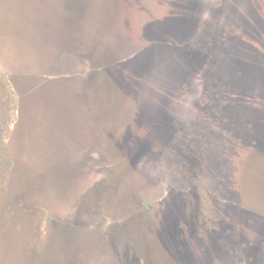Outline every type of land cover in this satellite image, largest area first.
<instances>
[{"label": "rangeland", "instance_id": "374dc122", "mask_svg": "<svg viewBox=\"0 0 264 264\" xmlns=\"http://www.w3.org/2000/svg\"><path fill=\"white\" fill-rule=\"evenodd\" d=\"M74 1L37 77L68 0H0V264H264V0Z\"/></svg>", "mask_w": 264, "mask_h": 264}, {"label": "crops", "instance_id": "0c3cea01", "mask_svg": "<svg viewBox=\"0 0 264 264\" xmlns=\"http://www.w3.org/2000/svg\"><path fill=\"white\" fill-rule=\"evenodd\" d=\"M65 5L66 9L63 6L59 9L51 8L45 14L43 23L38 22L35 47L32 44L31 53L27 57L28 68L31 67L28 74L39 77L47 69H59L60 75L75 76L78 59L90 64L99 63L103 59L100 50L85 48L87 42L88 46H92L94 42L98 45L99 41H94L95 37L89 34V27L80 26L82 19L77 12L76 2L68 0Z\"/></svg>", "mask_w": 264, "mask_h": 264}, {"label": "water", "instance_id": "95a60500", "mask_svg": "<svg viewBox=\"0 0 264 264\" xmlns=\"http://www.w3.org/2000/svg\"><path fill=\"white\" fill-rule=\"evenodd\" d=\"M100 49H99V47L97 48V51H99ZM101 51V50H100ZM103 54V53H102ZM103 55H105V54H103ZM94 63H96V62H94ZM97 64V63H96ZM98 65V64H97Z\"/></svg>", "mask_w": 264, "mask_h": 264}]
</instances>
